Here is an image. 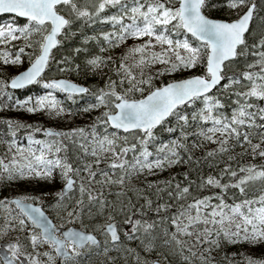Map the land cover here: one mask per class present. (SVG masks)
Wrapping results in <instances>:
<instances>
[{
  "label": "snow or ice",
  "instance_id": "6c2138e0",
  "mask_svg": "<svg viewBox=\"0 0 264 264\" xmlns=\"http://www.w3.org/2000/svg\"><path fill=\"white\" fill-rule=\"evenodd\" d=\"M218 4L236 18H214ZM254 9L249 0H0V14L8 16L0 22V45L6 46L0 48V63L20 65L23 56L29 61L23 71L0 79V96L11 100L7 89L32 84L47 90L2 106L41 112L53 121L99 110L87 128L0 119L7 153L0 158V238L17 233L0 244V264H128L129 259L160 264L159 247L167 249L165 259L177 257L179 264H264V251L259 257L251 251L264 249V31L257 36L251 30ZM97 22L110 30L81 32ZM77 35L80 45L55 59L53 50ZM15 40L21 43L10 55L7 48ZM126 40L133 43L116 57L89 54L83 47L102 41L99 53H105ZM53 61L63 65L57 69L61 74L87 76L109 68L110 75L102 87L45 79ZM173 73L182 78L163 81ZM222 96L230 101L228 111ZM80 99L85 103L75 111L66 106ZM160 132L175 138L160 140ZM190 136L201 142L192 143L194 149L216 146L205 153L210 167L218 157L227 158L215 175L200 177L199 190L213 191L193 195L196 182L185 172L187 183H173V176L147 184L173 201L166 204L161 197L153 207L133 180L190 163ZM24 139L26 144L18 142ZM57 179L60 187L42 195L51 197L58 223L45 215L40 196L6 191L26 180ZM112 186L119 189L116 200L108 199ZM126 192L143 203L135 207L132 198L123 199ZM146 213L155 218H143ZM230 247L245 251L229 252ZM153 252L157 260L151 259Z\"/></svg>",
  "mask_w": 264,
  "mask_h": 264
},
{
  "label": "trees",
  "instance_id": "16d2710c",
  "mask_svg": "<svg viewBox=\"0 0 264 264\" xmlns=\"http://www.w3.org/2000/svg\"><path fill=\"white\" fill-rule=\"evenodd\" d=\"M249 2L253 3L255 5L253 18H252V21L250 24L251 30L254 31L258 36L259 34H261L262 31H264V15H263L264 12L262 13L263 16L261 18H259V17H257L256 10L258 9V7L261 3L262 4L264 3V0H262V2L259 0H249ZM262 4H261V6H262ZM262 9H264V6ZM111 11H113V10L109 9L106 14H110ZM211 15L214 18H218V19H222V20L223 19L224 20H231V19L236 18V15L234 12L230 14V11H228V9L226 7H221L219 4L217 5L216 10L211 13ZM7 19H8V17H1L0 18V20H7ZM257 20L262 25H260ZM17 22L23 23V20L17 19ZM110 27H111L110 25H107V24L101 25L99 22H97L96 24L91 25V28L81 29V32L86 36H93V35H97L98 32L101 30L109 31ZM20 43L21 42L18 40L11 42V47H8V51H9L10 55L15 54V48L18 47L20 45ZM132 43H133L132 40H126L124 42V44H122L119 48H116V49L111 50V51H106L105 53H99V46H102V44H103L102 41H99V43L97 41H89V43L87 45H84L83 47L88 49L89 54L96 53V54H100V55H113L114 57H116V56H119V54L123 51L125 45H131ZM79 45H80V36L77 35V37H75L73 40L65 42L63 44L62 48H60L59 50H55V49L53 50V52L55 54V59H60L61 56L70 55L69 49L71 47H77ZM26 51H31V50L26 49ZM84 55H85V53H83V52L80 53V59H77L76 62L81 63ZM248 59L249 60L252 59V56L250 53H249ZM238 60L241 61V66H242V58H238ZM28 62H29L28 57L23 56L22 57V63L20 65H11V64L4 65V64L0 63V79H3V78L10 79L12 75H15V73H16L15 71H20L21 69L26 67L28 65ZM61 66H63V65H56L54 61L51 62L50 66L48 68H46L45 73H43L44 78L45 79L65 78V79H69L71 81H74L75 83L85 84L86 86L102 87L104 80L107 79L108 76L110 75L109 68H104L102 73L98 72L94 75L89 74L87 76H85L83 74H77L75 72H73V73L65 72V73L61 74L57 70L58 67H61ZM157 67H159V65H157ZM188 74L189 73H184L183 75L187 76ZM113 78H115V77H113ZM174 78H182V77H181V74H177V73H173L171 75V77H169V76L162 77L164 82H167L169 79H174ZM156 83L159 84L160 81L157 80ZM6 91L11 94V100H9L7 96H0V119H9V118L18 119V120H21L25 123L35 124L36 126L42 125L45 127H53V128L59 129V130H65V129H69L72 127H85V128H87V126L92 122L93 118L99 114V110L91 112V113H77L71 119H69L67 116H65L63 119L53 121V120H49L41 112L34 113V114H28L23 110L12 109L11 107L4 108L2 106L3 103H9V104L15 103V101L17 99L24 100V99L29 98V97L34 98L36 96L44 95L47 90L43 89L40 85L34 84L31 87L24 89L20 92H12L8 89ZM53 95H55L57 97V99L63 100V95L61 93L54 91ZM221 99L226 105L225 111H228L227 105L230 104V101L227 99L226 96H222ZM84 103H85V100L80 99L77 101L76 105H72L70 102H66V106L72 107L73 110L75 111L76 108L83 106ZM169 126H171V125H169ZM189 130L194 131V128L189 129ZM0 131L6 132V128H4L3 125H0ZM23 135H24V132H23V130H21L20 133H18V137H23ZM4 138L7 139L6 136ZM36 138L42 139L43 137L41 134H36ZM169 138H175V136L173 135L170 137L168 133H164V132L159 133V139L160 140H166ZM188 140H189V153L188 154L192 156V161L190 163H188V164L181 163V164H178V165L173 166L171 168H166L162 172H156L155 174H152V175H144V176H141L139 179L133 180L134 186H136L138 188H144V195H147L153 201V207H155L156 203L161 202V197H162L163 202L166 204H172L173 201L171 198H169L167 196L166 192L160 193V196L158 197L155 194V189L149 190L147 188V184L148 183H155L158 181H168L169 178L173 177V176L175 177V180L173 181V183H175L176 181H181L182 183H187V181L183 180V174L185 172L188 173V178L190 181L196 182L195 188L193 189V195H210L211 191H213V190H209V189L199 190L200 177H201V175L206 176L209 173L215 175L221 168H223L224 163L228 162L227 158L226 157H218L217 160L211 161L212 167H210L209 166V160L205 159V153L207 151L214 149L216 146L212 143H205V144H202L200 147L194 149L191 147V144L197 143L199 145V144H201L200 140L198 138L192 137V136H190L188 138ZM18 142L25 143V144L27 143L26 139L19 140ZM70 150H71V148H69V153H70ZM239 151H240V149L237 148L236 152H239ZM6 156H7V153L5 151V145L0 143V157H6ZM130 158L131 157H129V159ZM237 159L239 160V157H237ZM249 159H251V158L245 157V160H249ZM240 162H244V161H240ZM101 167H104V164H101ZM59 187H60V182L58 179L55 183H48V182L37 181V180H26V181L19 183L18 185H16L15 187H13L11 189H7L6 191H9L12 193H16V192L28 193V194H31L33 196H40L42 199L44 196V195H42L43 193L53 192V191L57 190ZM126 187H127V185H126ZM161 187H163V185H161ZM118 190L119 189L117 186H112L110 189L111 194L108 195V199L116 200L115 193ZM214 191H218V189H215ZM251 194L252 193L250 192L249 195H251ZM3 195H4V192H0V197H2ZM128 198L133 199V201L135 203V207H139L143 203L142 199L137 201L131 192H126L125 196L123 197V199H125V200H127ZM50 201H51V197L49 199H46V200L42 199V206L45 208L44 210L48 214L52 213L51 207L46 209L48 206H50ZM176 210H177V207H176V205H174L171 209H168V215L170 216L171 213L175 212ZM143 218L148 219V220H152L155 218V214L154 213H146ZM162 227H163V225H162ZM157 243L159 245V241ZM130 246L136 248L137 242L132 241ZM137 250L139 251V249H137ZM159 250L163 254L159 258L161 262H164L166 264H179L177 257L167 256V259L164 258V255L167 254V249H165L163 247H159ZM237 250L238 251H245V248L244 247H241L239 249L232 248V247L228 248L229 252L237 251ZM251 251L255 254L256 257H259L261 255V252L264 251V249L258 247L255 249H251ZM110 255H116V254L110 253ZM141 255H143L142 252H141ZM151 259L152 260L158 259L155 252L152 253ZM120 264H123V261H121ZM128 264H132L130 259L128 261Z\"/></svg>",
  "mask_w": 264,
  "mask_h": 264
},
{
  "label": "rangeland",
  "instance_id": "374dc122",
  "mask_svg": "<svg viewBox=\"0 0 264 264\" xmlns=\"http://www.w3.org/2000/svg\"><path fill=\"white\" fill-rule=\"evenodd\" d=\"M259 1H261L262 2V0H259ZM260 2V3H261ZM262 4V3H261ZM261 4L259 5V7H258V9L256 10V13H257V17H259V18H261L263 15H264V9H262L263 8V6H264V3L262 4V6H261ZM261 6V7H260ZM260 9V10H259ZM262 9V10H261ZM229 11V10H228ZM258 11V12H257ZM262 13H263V15H262ZM259 20V19H258ZM257 20V21H258ZM5 20H0V22H4ZM258 23H259V21H258ZM260 24V23H259ZM260 25H262V24H260ZM6 46H4V45H0V48H5ZM7 50H8V48H7ZM15 72H18V71H15ZM70 148H71V146H70ZM69 154H71V150H70V153ZM0 158H5V157H0ZM50 198V196H43V200H46V199H49ZM42 199H41V205H42ZM43 207V206H42ZM44 208V207H43ZM48 208H50V206H48L46 209H48ZM45 209V208H44ZM52 211V210H51ZM46 212V211H45ZM47 213V212H46ZM48 214V213H47ZM53 216H51V215ZM50 214H48V216L51 218V220L53 221V223H58V221H57V219H56V216H55V214L53 213V211H52V213H50ZM3 223H4V215H3V210H0V225H3ZM11 232V231H10ZM11 233H15V232H11Z\"/></svg>",
  "mask_w": 264,
  "mask_h": 264
},
{
  "label": "flooded vegetation",
  "instance_id": "af4514ba",
  "mask_svg": "<svg viewBox=\"0 0 264 264\" xmlns=\"http://www.w3.org/2000/svg\"><path fill=\"white\" fill-rule=\"evenodd\" d=\"M11 207H13L14 212L17 211V210H15L14 206H11ZM25 234H26V233H25ZM16 235H17V233H11V232H9L8 235H6V236L0 238V244L4 243V242L7 241V240H11V239H13ZM21 239L23 240V234L21 235Z\"/></svg>",
  "mask_w": 264,
  "mask_h": 264
},
{
  "label": "water",
  "instance_id": "95a60500",
  "mask_svg": "<svg viewBox=\"0 0 264 264\" xmlns=\"http://www.w3.org/2000/svg\"><path fill=\"white\" fill-rule=\"evenodd\" d=\"M1 16H7L6 14H0V17ZM17 19H21L22 20V18H17ZM222 20V19H221ZM225 21H227V20H225ZM250 23H251V21H250ZM26 68V67H25ZM24 68V69H25ZM24 69H22L21 71H23ZM17 74V73H16ZM43 75V74H42ZM56 79H61V78H56ZM63 79H65V78H63ZM73 82V81H72ZM33 85V84H32ZM32 85H27V86H25L24 88H21V89H10L11 91H21V90H23V89H25V88H28V87H30V86H32ZM43 210V209H42ZM44 211V210H43ZM45 215L46 216H48L46 213H45ZM49 218V217H48ZM50 219V218H49ZM160 264H165V263H162V262H160Z\"/></svg>",
  "mask_w": 264,
  "mask_h": 264
}]
</instances>
